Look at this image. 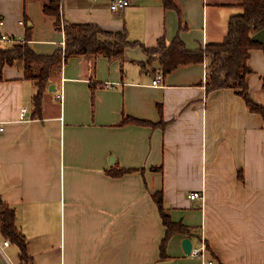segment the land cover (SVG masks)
Here are the masks:
<instances>
[{"label":"crops","instance_id":"0c3cea01","mask_svg":"<svg viewBox=\"0 0 264 264\" xmlns=\"http://www.w3.org/2000/svg\"><path fill=\"white\" fill-rule=\"evenodd\" d=\"M111 1L63 0V17L126 31L148 48L180 37L197 51L224 39L242 0H176V9L129 0L117 13ZM42 7L0 0V33L22 41L26 15L35 53L64 49V33ZM248 64L251 97L264 106V48L252 49ZM206 66H179L154 85L159 63L140 47L122 60L72 57L51 77L55 91L44 94L35 118L34 82L15 66L3 69L0 199L26 238L32 262L21 264H202L185 254V237L192 248L205 243L214 264H264V119L234 89L207 92ZM128 116L151 124L123 123ZM119 169L131 171L112 175ZM158 191L172 221L190 229L171 236L166 260ZM0 236L6 249L14 245ZM18 252L0 251V264H18Z\"/></svg>","mask_w":264,"mask_h":264},{"label":"trees","instance_id":"16d2710c","mask_svg":"<svg viewBox=\"0 0 264 264\" xmlns=\"http://www.w3.org/2000/svg\"><path fill=\"white\" fill-rule=\"evenodd\" d=\"M160 1L165 9L177 7L176 0ZM42 2L44 16L51 19L55 29L65 35L64 49L45 56L35 53L29 46V32L32 28L26 15L23 21L26 30L24 39L13 41L5 46L0 43V81L3 79V69L6 66H15L23 70L25 77L35 84L37 93L33 99V118L40 115L42 97L52 85L51 77L69 58L103 56L111 60H122L127 48L140 47L149 61L153 59L158 61L163 76L179 66L206 61L207 92L234 89L243 97L250 111L261 115L264 119V106L252 99L248 81L253 73L248 64L250 51L254 48H263L258 41L252 39V36L264 28V0H242L238 5L241 12L229 19L224 39L220 42H210L204 49L197 51L188 50L180 37L175 38L171 43H168L165 38H160L155 47L148 48L139 42L129 41L126 31L111 32L96 24H78L64 19L63 0H42ZM130 122L151 124L129 116L123 119V123ZM130 171V169L113 170L112 175L120 176ZM152 198L158 206L163 224L167 229L160 246L161 259L166 260L168 255L165 249L171 236L175 234L189 236L190 229L181 222L172 221L161 191L153 193ZM0 234L19 248L22 262H32L27 252L25 235L17 226L15 210L1 199Z\"/></svg>","mask_w":264,"mask_h":264},{"label":"built area","instance_id":"2783aa9c","mask_svg":"<svg viewBox=\"0 0 264 264\" xmlns=\"http://www.w3.org/2000/svg\"><path fill=\"white\" fill-rule=\"evenodd\" d=\"M129 5H130L129 0H112L110 3V9L112 12H119L127 8ZM2 24H3V19L0 16V26ZM4 41H8L12 43L7 35L1 34L0 43ZM162 79H163V73L159 69L156 71V76L155 79L153 80V84L154 85L160 84L162 82ZM57 98L62 100L63 95H58ZM28 118H29V114L27 113V110L23 109L21 111V120H25ZM3 131H4V125L3 123H0V133H2ZM202 196L203 195H201L200 193H193L189 196V198L194 200L197 198H201ZM207 252H208L207 245L203 243L202 246L192 248L190 255L199 258L202 261V264H214L213 260L208 258Z\"/></svg>","mask_w":264,"mask_h":264},{"label":"water","instance_id":"95a60500","mask_svg":"<svg viewBox=\"0 0 264 264\" xmlns=\"http://www.w3.org/2000/svg\"><path fill=\"white\" fill-rule=\"evenodd\" d=\"M253 40L258 41L264 48V28H262L261 30L257 31L253 36H252ZM49 91H55V87L54 85L50 86V90ZM182 247L184 249V252L186 255H190L193 244L190 238L185 237L182 240ZM156 264H170V261H160Z\"/></svg>","mask_w":264,"mask_h":264},{"label":"rangeland","instance_id":"374dc122","mask_svg":"<svg viewBox=\"0 0 264 264\" xmlns=\"http://www.w3.org/2000/svg\"><path fill=\"white\" fill-rule=\"evenodd\" d=\"M113 13H117V12H113ZM3 238L0 236V251L4 254H8V250L9 251H11V252H14L15 251V249H18V247L17 246H15V245H13V246H11L9 249H6V247L4 246V244H3V240H2ZM17 263L18 264H21L22 263V260H21V258H20V251L18 252V254H17ZM24 263V262H23Z\"/></svg>","mask_w":264,"mask_h":264}]
</instances>
